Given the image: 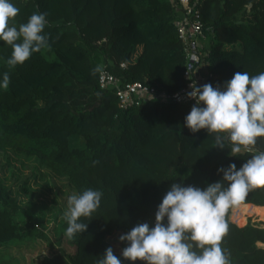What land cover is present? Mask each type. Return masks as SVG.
I'll list each match as a JSON object with an SVG mask.
<instances>
[{"label": "trees", "instance_id": "trees-1", "mask_svg": "<svg viewBox=\"0 0 264 264\" xmlns=\"http://www.w3.org/2000/svg\"><path fill=\"white\" fill-rule=\"evenodd\" d=\"M176 1L9 0L19 8L10 21L17 29L33 13H47L42 34L49 47L10 69L12 48L0 41V82L5 72L10 76L8 89L0 88V144L37 156L78 195L86 189L103 193L92 219L81 217L87 230L69 240L73 252L57 246L54 254L41 255L40 264H97L108 247L122 264H144L121 256L127 242L119 236L138 223L154 226L172 183L204 189L222 181L218 169L233 163L239 169L264 151V137L257 138L256 152L242 148L233 155L227 139L224 149L215 147L216 133L190 132L184 118L195 103L155 97L124 107L111 89L99 86L102 66L122 84L141 81L167 93L185 84ZM198 7L210 38L202 66L208 84L223 85L236 72H264V0H201ZM247 202L263 205L264 187L250 190ZM230 212L221 242L230 264H264L258 244L264 243V222L248 217L239 225ZM39 220L0 183V244L21 240L29 230L46 239Z\"/></svg>", "mask_w": 264, "mask_h": 264}, {"label": "clouds", "instance_id": "clouds-1", "mask_svg": "<svg viewBox=\"0 0 264 264\" xmlns=\"http://www.w3.org/2000/svg\"><path fill=\"white\" fill-rule=\"evenodd\" d=\"M18 13L19 8L9 0H0V41L12 48L6 61L10 69L49 47L48 37L42 34L47 13H33L17 29L14 24L10 26V21ZM9 84L10 76L5 72L0 88L7 90ZM189 87L192 90L186 97L195 100V104L184 118V125L190 132L203 129L216 133L215 147L224 149L227 139L233 155L242 148L256 152L257 138L264 137V72L251 77L247 72H236L223 85L213 87L206 83L197 87L192 83ZM217 171L223 172L222 181L204 189L172 183L158 205L154 226L138 223L119 236L121 242H127L121 256L144 264H230V254L221 248L228 233L225 217L229 208L239 206L250 190L264 187V151L257 152L239 169L233 163ZM223 181L228 182L227 187ZM102 196L99 190L86 189L68 197L63 219L67 222L65 236L69 240L87 230V222L100 207ZM81 217L87 218V222H81ZM194 246L202 251L198 254ZM97 264L122 262L108 247Z\"/></svg>", "mask_w": 264, "mask_h": 264}, {"label": "rangeland", "instance_id": "rangeland-1", "mask_svg": "<svg viewBox=\"0 0 264 264\" xmlns=\"http://www.w3.org/2000/svg\"><path fill=\"white\" fill-rule=\"evenodd\" d=\"M209 41L207 37L206 46ZM140 50L138 47L134 58ZM0 183L23 211L40 218L38 227L47 236L45 239L29 230L21 240L1 243L0 264H40L41 255L54 254L57 246L73 252L74 245L65 236L63 214L68 197L76 191L64 175L54 172L37 156L0 144Z\"/></svg>", "mask_w": 264, "mask_h": 264}, {"label": "built area", "instance_id": "built-area-1", "mask_svg": "<svg viewBox=\"0 0 264 264\" xmlns=\"http://www.w3.org/2000/svg\"><path fill=\"white\" fill-rule=\"evenodd\" d=\"M200 2L201 0H177L175 2L176 12L180 10L182 15L176 16L174 24L179 38L183 41L186 49L183 68L185 84L181 88L172 93H167L141 81L122 84L117 75L111 73L103 66L98 73L99 86L111 89L117 96L119 104L124 107L137 105L155 97L160 100L171 99L176 102L195 103V100L186 97V93L192 90L189 85L195 83L197 87L202 86L207 83L209 76L202 68L205 65L203 54L208 47V43L206 46L208 34L204 29L200 15L198 7ZM120 65L125 67L126 63L121 62Z\"/></svg>", "mask_w": 264, "mask_h": 264}, {"label": "crops", "instance_id": "crops-1", "mask_svg": "<svg viewBox=\"0 0 264 264\" xmlns=\"http://www.w3.org/2000/svg\"><path fill=\"white\" fill-rule=\"evenodd\" d=\"M243 205H249L250 209L246 211V207H243ZM230 217L239 225L244 224L248 217H251L252 220L260 219L264 222V204L257 205L242 202L239 206L231 208ZM258 244L264 247L263 242H259Z\"/></svg>", "mask_w": 264, "mask_h": 264}]
</instances>
